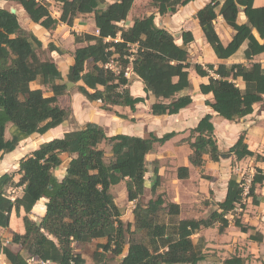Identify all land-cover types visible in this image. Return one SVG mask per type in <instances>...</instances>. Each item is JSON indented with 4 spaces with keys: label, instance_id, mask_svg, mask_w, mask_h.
Masks as SVG:
<instances>
[{
    "label": "trees",
    "instance_id": "trees-1",
    "mask_svg": "<svg viewBox=\"0 0 264 264\" xmlns=\"http://www.w3.org/2000/svg\"><path fill=\"white\" fill-rule=\"evenodd\" d=\"M60 8L58 19L52 17L49 7L37 0H0V158L12 153L19 143L33 134L40 136L64 124L71 117V110L59 105L58 99L66 95L71 83L89 103H99L106 112L113 107H128L132 112L143 98H134L128 89L126 70L140 79L147 97L155 102L150 106L152 115H175L191 104L189 72L208 77L207 84L199 86L200 93L212 95L206 101L217 116L236 122L252 114L253 106L263 101L264 68L253 58L264 53V7L255 8L254 0H212L198 10L195 19L205 41L219 60L233 56L246 43L243 58L248 63L206 65L203 68L189 62L186 46L193 41L189 32L181 34L182 45L173 36L158 27L155 14L134 18L125 27L134 0H53ZM193 0H152L151 7L159 16L176 13L179 7ZM19 6L29 20L53 31L59 24L72 27L79 16L93 15L96 34L72 33L74 43L81 45L73 52V63L66 78L61 76L53 60L41 59L45 49L41 41L30 31L24 30L16 12ZM104 7V8H102ZM218 15L234 34L231 41L222 45L213 25ZM242 10L246 24L236 22ZM256 32L259 42L253 35ZM49 54H61L53 44L47 45ZM113 64L114 68L107 67ZM212 73L216 78L210 77ZM240 79L244 88L236 81ZM36 83L41 89H31ZM44 89L51 96L44 95ZM124 118L123 116H119ZM212 116L203 117L184 141L190 148L189 163L201 168L204 157L219 161ZM9 126L10 138H6ZM175 136L167 133L161 138L149 134L146 138L117 134L107 136L95 123L64 132L60 138L42 143L18 160L17 180L13 174L0 176V228L10 226L12 213L22 216L23 234L13 233L11 243L20 247L13 252L4 246L0 238V256L7 264H85V259L74 251L78 246L96 242L92 253L93 264H106V257L119 259L118 264H198L205 259L203 240L194 243L192 236L201 229L219 224V232L228 226L226 215L237 206L244 208V184L234 177L227 183L226 196L217 204L218 211L206 219H180V207L156 194L159 178L153 171L151 196L143 202L148 172L146 155L155 144L162 145ZM109 147V157L100 149ZM229 153L236 161L264 156L248 150L244 137L240 136ZM68 161L63 177L55 171L62 166L63 157ZM187 168H178L177 178H188ZM264 181V173L256 168L250 180L246 197L258 204L255 189ZM124 183L126 199L134 203L133 223L121 221L111 189ZM10 188L21 189V196L11 198ZM45 200V211L39 222L29 219L34 206ZM234 226L246 233L238 218ZM255 239V237H251ZM104 242H101V241ZM98 241V242H97ZM24 254H23V253ZM223 264H244L241 258H230Z\"/></svg>",
    "mask_w": 264,
    "mask_h": 264
},
{
    "label": "crops",
    "instance_id": "crops-1",
    "mask_svg": "<svg viewBox=\"0 0 264 264\" xmlns=\"http://www.w3.org/2000/svg\"><path fill=\"white\" fill-rule=\"evenodd\" d=\"M115 1L117 0H107V4H112ZM211 1L212 0H193L185 6L179 7L176 13L169 14V16H159L155 13V11L146 16L155 14V20H157L156 17L159 18L158 21H160V28L167 30L173 36L175 43L179 46L182 45L181 34L183 32H189L191 34L193 41L186 46V51L188 52L189 62L192 65L198 64L203 68L209 64L214 65L215 67L219 64L247 65L248 63L243 58V52L247 46L246 43H243L240 49L230 58L226 60H219L215 56L211 47L205 41L198 22L195 19V15L198 10L202 9ZM223 1L224 0H220V4ZM135 2L136 0H134V4L127 20L123 23L125 27L131 26L135 17L140 18L139 16H134L133 7L135 6ZM48 3L58 7V11L55 14H51L53 18L58 19L61 13L60 6L53 0L48 1ZM4 4V2H0V7H4ZM253 6L255 8L264 7V0H254ZM15 12L18 19L21 18V21L19 22L21 27L26 31L32 32L41 41L43 48L47 47L49 43H52L59 49L61 54L52 52L49 57L56 64L61 76L65 79L68 69L73 63V52L76 48L81 46L74 43L72 33L75 32L77 35L90 34L85 30L87 26L91 27L93 32H96L93 15L79 16L75 19L72 27H68L65 24H59L55 30L46 31L40 26L32 23L28 17L26 18L25 12L19 6H15ZM218 12L219 7L216 9L217 17L213 21V25L222 45L226 46L231 41L234 32L225 24L222 17L218 15ZM168 21L170 22L171 29H168L167 27ZM236 22L239 25L246 24L247 21L242 10L239 11ZM60 33L63 34L60 35ZM253 35L259 42H262L258 39L256 32L253 31ZM61 36L62 38H60ZM62 43H69L71 46L69 49H64L61 46ZM252 62L259 63L264 68V53L254 57ZM188 72L190 88L184 91L183 94L190 96L191 104L180 110L175 115L155 116L151 114L150 106L155 102V99L151 96L147 97L143 91L142 82L132 72L131 68L126 70V78L128 79V89L130 94L134 98L144 99L143 103L135 105L134 112H132L128 107H113L110 112L103 111L100 109L99 103H89L77 91H69L66 95L60 97L58 102L61 105L62 101L65 99L64 106L62 105L61 107L69 108L71 110V117L77 124L76 128H80L86 123H95L104 130L107 136L122 134L139 138H146L149 134H153L155 137L161 138L167 133L174 132L175 136L173 138L162 145L155 144L152 151L146 155L148 172L144 181L145 189L147 191L150 190L151 185L154 182L153 171L157 170L159 182L156 194L166 193V196L169 198V202L177 204L181 210L182 197L189 195V193L194 194L195 185L192 182V177H194L197 173L196 170L202 171L212 177V180L208 182L205 181L206 184L204 185L206 192L212 191L214 196V201L204 207L205 213H209V211H211L210 209L213 208L209 213L210 215L214 211L220 212L217 204L223 202L226 196L227 183L232 172V161H235L236 165L235 170L233 171L248 165L252 168V170L258 168L264 173V161L256 162L255 157L244 158L241 161H236L234 155L229 153L230 148L236 143L239 137L243 136L244 143L247 145L248 150L253 152L255 155L258 154L264 156V96L261 103H257L253 106L252 114L239 121L230 122L217 116L216 113L206 105V101L212 102V95H204L199 91V86L201 84L208 83V77H200L196 75L193 68H190ZM209 76L216 78V76L212 73H209ZM236 85L240 89L244 88V84L240 79L236 81ZM30 88L41 89V87L36 83H31ZM206 115L212 116L211 122L214 126V135L219 152V161L212 162L208 157H204L203 167L196 168L189 163V155L191 151L188 143L184 140L189 137V131L194 129L199 121ZM119 116H123L124 118ZM63 125L64 124L48 131L42 136L33 134L29 138L21 141L20 143L22 144L19 143L12 153L4 156H7L6 158H8L11 166L18 169V160L24 157L22 155L19 156L21 153L19 149L24 143H26L27 140L35 139V137H44L43 142H41L42 144L54 138H60L63 136L64 132L71 130L69 129L66 131V129L63 128ZM15 157L18 158L17 161H13ZM66 165L67 163L64 165L62 164L61 167L63 172L60 173L58 179L63 177ZM178 168H187L189 171V177L184 180L178 179L176 175ZM253 175L254 174L251 175V178ZM168 177H170V185L168 183ZM165 183L168 184L169 187L166 186ZM121 184L124 186V183H120L119 185ZM175 186L178 188V195L175 193ZM123 189V196L126 198L125 186ZM255 195L258 204H253L252 199L244 195V199L242 200L244 208L240 209L237 206L233 213L226 215L228 226L223 231L219 232V224H216L212 228L201 229L198 233L192 236L194 243L199 239L203 240V253L205 254V259L198 264H223L224 260L233 257L243 259L244 264H264V181L261 185L256 186ZM205 196L207 198L204 199L209 198V195H204V197ZM150 197L151 196H149V198ZM45 202V200L38 202L31 211L30 215H35V221L38 219L40 221L42 215L44 214ZM128 203L134 209V203ZM191 212L193 213V210ZM235 217L240 220L243 226L252 229L246 233L241 232L239 228L234 226L233 220ZM14 218H16V215L12 213L9 228H0V230L23 234V224L13 231L12 224L14 222ZM201 219L206 218L202 217ZM195 220L199 219L195 218ZM13 233H10L6 244H2L10 248L11 251L18 252L20 247L11 243ZM252 236L255 237V239H251ZM73 246L75 247V244ZM82 256L84 257V255ZM0 264H7L4 255L0 256ZM85 264L88 263L85 261Z\"/></svg>",
    "mask_w": 264,
    "mask_h": 264
},
{
    "label": "rangeland",
    "instance_id": "rangeland-1",
    "mask_svg": "<svg viewBox=\"0 0 264 264\" xmlns=\"http://www.w3.org/2000/svg\"><path fill=\"white\" fill-rule=\"evenodd\" d=\"M41 1L43 3H45L48 7H49V12L51 14H55L58 11V7L56 5H51L48 3V1L51 0H38ZM5 8H13V5L11 4H7L4 5ZM133 12H134V16H139V17H145L146 15H148L151 12H154V9L151 7V0H136L135 2V6L133 7ZM25 15V14H24ZM167 16H169V14H167ZM25 17L27 18V15H25ZM166 17V16H165ZM20 18V17H19ZM136 18V17H135ZM157 20H154L155 24L158 27H161L159 22V18L156 17ZM167 18V17H166ZM86 19V18H85ZM21 21V18L19 19V22ZM85 23V22H84ZM86 24V23H85ZM167 27L168 29L170 28V22H167ZM85 30L87 32H89L90 34H96V32H93V29L89 26H87L85 28ZM63 33H60V35H62ZM75 34V32H74ZM83 35V34H81ZM62 38V36L60 37ZM52 44V43H51ZM64 49H69L70 48V44H64L62 43L61 45ZM45 50L41 52V59H48L49 57V51L48 48L45 47ZM70 91L75 92L76 89L74 86H72L70 88ZM44 95L45 96H51V94L49 92H47L44 89ZM64 102L65 99L62 101V104L60 106H64ZM66 106V105H65ZM82 125V124H81ZM77 124L75 122V120L70 117L63 125V128L67 130L69 129H73L76 128ZM58 132V131H57ZM51 136V135H50ZM6 138H10V134H9V126L7 127L6 130ZM44 137H35V139H29L26 141V143H24L21 147H20V155L19 156H26L29 155L33 150L37 149L39 147V145H41V142H43ZM22 144V143H20ZM100 149H102L105 154L106 157H109V147L106 145H101L99 147ZM7 156H2L0 158V175L3 173H8V174H13L14 175V180L18 179V176L16 174L17 169H15L13 166H11V164H9V160L8 158H6ZM18 158L15 157L13 159V161H17ZM68 161L67 157L64 156L63 157V165L66 164ZM232 172H231V177H234L235 179H237L238 181L242 182L244 184V187L247 188L250 184V180H251V175L255 174V170H252V168L250 166H243L242 168L240 167L239 169L235 170V161H232ZM61 170V171H60ZM63 172L62 167L60 169H57L55 171V175L57 176V178H59L60 173ZM196 174L194 175V177H192V182L195 185V189H194V194L189 193V195L183 196L182 197V209L181 212L182 214H180L179 218L180 219H191V218H196V219H201L202 217L207 218L209 216V213L212 211L213 208H211L209 211V213H205V209L204 207H206L207 205H209L210 203H212L214 201V196H213V192L209 191L206 192L204 185L206 184V182L212 180V177L205 174L202 171H197L196 170ZM189 177V175H188ZM226 178V176H225ZM170 177H168V183L170 185ZM166 184V183H165ZM174 185V184H172ZM166 186H168V184H166ZM192 186V184H191ZM169 187V186H168ZM176 187V186H175ZM124 188L123 184L121 185H117L115 188L113 187L111 189V193L113 195L114 201L117 205V207L119 208L120 212H121V221L124 223H133L134 218L132 215V210L133 207L128 203L127 199L123 196V191L122 189ZM175 193L178 195V188H175ZM21 189L19 188H10L7 190V195L11 198H15L20 196L21 194ZM124 190V189H123ZM149 194L150 192L146 190L145 196L143 197V202H147V200H149ZM160 196H162V198L165 200V202H169V198L166 196V193H160ZM204 195H209L208 199H204L207 198L206 196L204 197ZM193 210V213L191 212ZM24 214L21 213L20 216L14 218V222L12 224V229L13 231L17 229V227H19L20 225L22 226V216ZM29 219H31L34 222H38L39 219L37 221H35V215H30ZM10 229V230H12ZM10 233H13L11 231H1L0 230V238H1V242L3 244H6V241L9 239ZM101 242H104L103 240ZM96 248V242L90 243L88 245H83V246H77L75 245L74 249L75 252H78L80 255H84L85 261L88 264H93L92 262V253ZM204 249V248H203ZM119 259H114L111 258L110 255H107L106 257V264H118L117 261Z\"/></svg>",
    "mask_w": 264,
    "mask_h": 264
},
{
    "label": "built area",
    "instance_id": "built-area-1",
    "mask_svg": "<svg viewBox=\"0 0 264 264\" xmlns=\"http://www.w3.org/2000/svg\"><path fill=\"white\" fill-rule=\"evenodd\" d=\"M107 67L114 68V65L113 64H108ZM247 190H248V187L244 189V195L247 194Z\"/></svg>",
    "mask_w": 264,
    "mask_h": 264
},
{
    "label": "water",
    "instance_id": "water-1",
    "mask_svg": "<svg viewBox=\"0 0 264 264\" xmlns=\"http://www.w3.org/2000/svg\"><path fill=\"white\" fill-rule=\"evenodd\" d=\"M10 12L12 14H14L15 13V10L14 9H11ZM67 87H68V89H70L72 87V84L71 83H67Z\"/></svg>",
    "mask_w": 264,
    "mask_h": 264
},
{
    "label": "bare ground",
    "instance_id": "bare-ground-1",
    "mask_svg": "<svg viewBox=\"0 0 264 264\" xmlns=\"http://www.w3.org/2000/svg\"><path fill=\"white\" fill-rule=\"evenodd\" d=\"M39 208V207H38Z\"/></svg>",
    "mask_w": 264,
    "mask_h": 264
}]
</instances>
